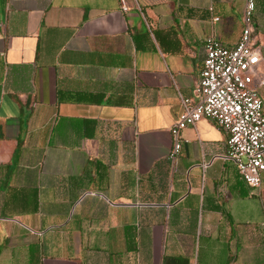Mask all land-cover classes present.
I'll use <instances>...</instances> for the list:
<instances>
[{"label":"crops","instance_id":"crops-1","mask_svg":"<svg viewBox=\"0 0 264 264\" xmlns=\"http://www.w3.org/2000/svg\"><path fill=\"white\" fill-rule=\"evenodd\" d=\"M245 2L0 0V264H264V174L247 186L209 119L170 158ZM253 39L264 96V0Z\"/></svg>","mask_w":264,"mask_h":264},{"label":"built area","instance_id":"built-area-1","mask_svg":"<svg viewBox=\"0 0 264 264\" xmlns=\"http://www.w3.org/2000/svg\"><path fill=\"white\" fill-rule=\"evenodd\" d=\"M255 13L256 0H246L243 31L236 46L226 47L213 37L206 39L196 100H182L183 112L171 129L170 153L171 160L181 154L184 129L212 120L227 133L226 159L236 164L250 188L260 187L264 174V96L254 85L261 62L253 39Z\"/></svg>","mask_w":264,"mask_h":264},{"label":"rangeland","instance_id":"rangeland-1","mask_svg":"<svg viewBox=\"0 0 264 264\" xmlns=\"http://www.w3.org/2000/svg\"><path fill=\"white\" fill-rule=\"evenodd\" d=\"M255 78V77H254ZM256 81V79H254V82Z\"/></svg>","mask_w":264,"mask_h":264}]
</instances>
